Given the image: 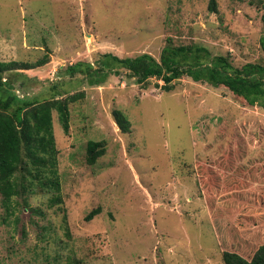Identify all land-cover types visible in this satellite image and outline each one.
Here are the masks:
<instances>
[{"label": "rangeland", "instance_id": "374dc122", "mask_svg": "<svg viewBox=\"0 0 264 264\" xmlns=\"http://www.w3.org/2000/svg\"><path fill=\"white\" fill-rule=\"evenodd\" d=\"M208 2L0 0V60H47L12 72L17 94L84 92L69 102L67 131L52 110L62 203L37 190L11 214L0 204V264H224L223 248L250 257L264 243L261 105L186 75L165 91L124 71L100 85L64 72L105 52L158 58L168 40L264 65V0ZM89 140L105 147L92 164Z\"/></svg>", "mask_w": 264, "mask_h": 264}, {"label": "trees", "instance_id": "16d2710c", "mask_svg": "<svg viewBox=\"0 0 264 264\" xmlns=\"http://www.w3.org/2000/svg\"><path fill=\"white\" fill-rule=\"evenodd\" d=\"M216 5V0H209L208 9L216 11ZM262 19L264 26V13ZM260 45L264 50V33L260 36ZM46 61V58L34 63L0 60V204L6 215L26 199L23 197L27 193L33 194L37 190L49 194L50 205L62 203L52 110L57 111L62 127L67 131L69 102L83 97L84 92L64 97H58L56 92L39 99L30 95L26 97L25 94L19 96L13 87V71L34 68ZM122 71L143 85L150 77H155L162 81L159 86L165 91L172 90L174 81L186 75L194 81L215 87L225 86L249 105L258 104L264 108L263 64L246 62L236 66L228 55L212 54L206 46L197 42L174 44L168 40L158 58L147 52L124 57L105 52L97 59L96 66L79 61L68 64L64 70L69 75H83L90 85H100L109 74ZM113 116L121 131L130 129V122L122 112L113 110ZM104 151L103 141L89 140L86 160L92 164ZM17 197L23 200L18 202ZM99 212V207L93 208L84 219L91 220ZM222 260L224 264H264V243L250 257L225 247L222 249ZM65 264H78V261L71 259Z\"/></svg>", "mask_w": 264, "mask_h": 264}]
</instances>
